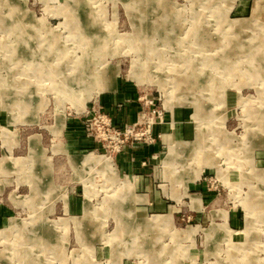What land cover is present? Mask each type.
Returning <instances> with one entry per match:
<instances>
[{
	"label": "rangeland",
	"instance_id": "374dc122",
	"mask_svg": "<svg viewBox=\"0 0 264 264\" xmlns=\"http://www.w3.org/2000/svg\"><path fill=\"white\" fill-rule=\"evenodd\" d=\"M162 1L0 0V264H264V0ZM119 93L154 142L79 164Z\"/></svg>",
	"mask_w": 264,
	"mask_h": 264
},
{
	"label": "crops",
	"instance_id": "0c3cea01",
	"mask_svg": "<svg viewBox=\"0 0 264 264\" xmlns=\"http://www.w3.org/2000/svg\"><path fill=\"white\" fill-rule=\"evenodd\" d=\"M124 100L127 102H124ZM131 100V101H130ZM132 95L128 94H116L111 98L105 99V107L107 112L111 115L113 118L115 124L122 125L124 123H131L134 122L136 118L137 111L139 107L137 106L136 102L132 101ZM121 104V105H120ZM157 132L162 133V136L164 135L165 126H158ZM64 135L65 140L67 143V149L69 152L72 153V158L75 160H78L79 164L85 165V164H94V165H101L99 163H102L104 161L105 168H111L109 170L114 171L113 165L111 162L103 160L101 156H95V155H82L81 153L85 148H89L93 146V143L90 139H88L84 133H83V126L80 124V122L77 121H70L66 125V128L64 129ZM14 140L16 136L12 137ZM33 144H36L34 142ZM158 146H152L150 148H141V149H135L133 150L130 155L127 154L123 156L120 159V163L123 169H125L129 173H136L139 179L143 182L144 175L140 174L138 171L142 167L140 163H142L145 159H149L151 154L156 153L158 151ZM10 149V148H9ZM37 155V154H36ZM38 158V156H36ZM133 158V160H132ZM0 159V168L4 167L5 164L3 160ZM143 170L141 172H145L146 168H142ZM48 169H44V171H47ZM137 170V171H136ZM197 173V172H196ZM195 173V174H196ZM194 174V179H196ZM142 188L144 186H147V183H142ZM163 206V205H162Z\"/></svg>",
	"mask_w": 264,
	"mask_h": 264
},
{
	"label": "built area",
	"instance_id": "2783aa9c",
	"mask_svg": "<svg viewBox=\"0 0 264 264\" xmlns=\"http://www.w3.org/2000/svg\"><path fill=\"white\" fill-rule=\"evenodd\" d=\"M155 113V111H152L151 113L143 114L140 118V122L138 121L129 125L127 124L122 127L117 126L112 118L106 113L98 116V118H94L93 121L84 119L81 124L83 125L84 135L93 143H97L108 136L111 139L114 138L113 140H116L119 145H122L129 139H132L133 141L142 140L143 144L151 145L154 142V136L153 134H150V129L153 125L150 118L152 114L155 115ZM157 119L159 120V124L163 122L160 112H157ZM121 135L124 136V139L120 138Z\"/></svg>",
	"mask_w": 264,
	"mask_h": 264
},
{
	"label": "bare ground",
	"instance_id": "6f19581e",
	"mask_svg": "<svg viewBox=\"0 0 264 264\" xmlns=\"http://www.w3.org/2000/svg\"><path fill=\"white\" fill-rule=\"evenodd\" d=\"M164 1V0H163ZM162 1V2H163ZM77 3V2H76ZM140 4V3H139ZM144 4V3H143ZM159 4H160V1H159ZM141 5V4H140ZM158 5V4H157ZM260 6V5H259ZM67 7V6H66ZM159 7V6H158ZM139 8V7H138ZM162 8V7H161ZM141 9V8H140ZM157 10V9H156ZM262 10V9H261ZM164 12V11H163ZM138 13V12H137ZM259 13V12H258ZM154 14V13H153ZM260 14V13H259ZM258 15V14H257ZM261 15V14H260ZM260 15H258V16H260ZM167 25V24H166ZM140 26V25H139ZM152 26V25H151ZM170 27V26H169ZM143 28V27H142ZM196 31V30H195ZM199 31V30H198ZM167 35V34H166ZM146 37V36H145ZM139 39V38H138ZM196 42V41H195ZM217 46V45H216ZM260 60V59H259ZM50 64V63H49ZM52 65V64H51ZM64 65V64H63ZM223 65V64H222ZM225 65V64H224ZM53 66V65H52ZM262 66V65H261ZM55 67V66H54ZM60 67V66H59ZM224 67V66H223ZM249 67V66H248ZM258 67V66H257ZM51 68H53V67H51ZM254 68V67H253ZM57 69V68H56ZM54 70V69H53ZM249 70V69H248ZM57 71V70H56ZM264 72V71H263ZM60 73V72H59ZM75 74V73H74ZM136 74H138V73H136ZM77 75V74H76ZM144 76V75H143ZM264 78V77H263ZM182 79V78H181ZM96 80V79H95ZM185 81V80H184ZM101 82V81H100ZM78 84V83H77ZM94 84V83H93ZM99 85V84H98ZM103 86H105V85H103ZM160 87H161V85H160ZM74 88V87H73ZM161 89H162V87H161ZM76 91V90H75ZM10 92V91H9ZM7 94V93H6ZM22 98V97H21ZM75 163V162H74ZM199 173V172H198ZM198 173H196L195 174V177L197 178L198 177ZM264 215V214H263ZM263 217V216H262ZM244 233V232H243ZM236 234H238V235H240L241 233H235V235ZM235 237V236H234ZM239 237V236H238ZM35 238V237H34ZM37 239V238H36ZM240 241V240H239ZM38 242V241H37ZM26 258V257H25ZM151 260V259H150Z\"/></svg>",
	"mask_w": 264,
	"mask_h": 264
}]
</instances>
